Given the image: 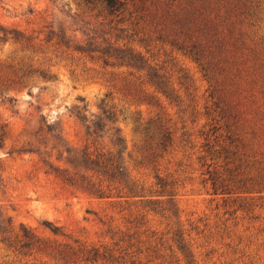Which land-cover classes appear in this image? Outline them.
<instances>
[{"label":"rangeland","instance_id":"rangeland-1","mask_svg":"<svg viewBox=\"0 0 264 264\" xmlns=\"http://www.w3.org/2000/svg\"><path fill=\"white\" fill-rule=\"evenodd\" d=\"M173 1L134 0L141 18L134 38L146 39L148 55L165 65L175 81L180 75L192 78L193 99L182 90L178 105L170 104L162 94L151 93L153 88L144 75L138 79L126 67L106 66L101 60L78 54L68 56L44 41L40 30L41 17L46 14L55 28L72 38L83 39L84 33L103 35L109 19L98 0L89 5L84 0H0V23L33 36L32 46L27 48L0 39V122L10 121L12 127L11 138L0 147V219L12 218L17 226L23 223L49 246L65 249L67 244L75 248L78 244L111 245L130 226L125 222L129 213L135 218L148 211L137 230L147 242L143 247H150L145 252L152 254L148 258L160 257L151 264H176L183 257L173 239L175 233L185 238L195 264H264V193H215L210 175L205 173L207 167L197 158L203 141L198 134L206 122L203 113L211 104L209 85L193 59L158 39L160 35L174 38L170 23L183 2ZM249 44L252 46L250 40ZM139 49L146 52L144 46ZM250 54L244 50L242 55L251 59ZM253 64L251 59L243 65L239 85H224L219 95L234 116L238 113L233 129L242 141L239 153L249 156L254 164H249V175L257 176L264 173V76L254 71ZM30 65L44 68L47 76L34 74L19 81L17 71ZM107 112L112 120L107 119ZM44 117L62 129L69 149L86 145L116 149V136H121L126 171L146 197L128 201L99 198L65 182L51 167H68L69 158L81 174L85 169L77 153L68 154L61 146L59 151L53 150L55 140L50 136L44 139L48 147L41 146V155L20 154L18 147L34 138ZM95 122L101 127H94ZM164 127L174 129L175 139L162 154L159 129ZM158 177L174 182L172 201L168 195H157L161 190ZM147 199L161 203L149 204ZM123 208L126 210L121 212ZM52 224L63 235L53 234L47 227ZM69 255L72 258L67 260L45 252L26 257L0 243V264H110Z\"/></svg>","mask_w":264,"mask_h":264},{"label":"trees","instance_id":"trees-1","mask_svg":"<svg viewBox=\"0 0 264 264\" xmlns=\"http://www.w3.org/2000/svg\"><path fill=\"white\" fill-rule=\"evenodd\" d=\"M98 1L102 4L109 19L104 25L108 31H103V35L84 33L83 39L72 38L67 31L55 28L53 22L50 21V14H46L41 17L43 26L40 30L45 35L44 41L50 43L55 51L66 53L68 56L73 57L78 54L80 57H88L91 60H101L106 66L126 67L130 75L135 77L138 74V79L144 75L146 82L153 88L151 93L162 94L170 101V104L180 102L181 94L179 93L182 90L192 100V78L180 75L175 81L173 75L165 69V65L156 61L153 54L148 55L150 49L147 48L146 39L134 38L141 19L138 16L140 8L136 10L134 0ZM84 2L89 5L96 0H84ZM175 2L176 0L173 1ZM182 2L180 1L178 5L179 13L173 15L170 23L174 38L164 39L160 35L158 39L164 43L168 42L173 48L193 59L198 64L203 79L209 85L207 99L211 104L205 106L203 113L206 122L199 130L198 136L203 141L197 158L203 167H207L205 173L210 175L215 193L219 190L224 194L264 193V173L250 176L249 164L253 166L254 164L250 162L249 156L246 158L245 153L244 156L239 153L238 147L242 141L233 129L238 113L236 112L234 116L219 95L224 85H239L242 67L251 59L254 62L252 65L254 71L259 70L264 76V35L262 34L264 31V0H182ZM129 31H134V33L126 34ZM0 39L21 43L24 45L23 48H27L32 46L30 42L33 41V36L25 31L10 29L0 23ZM142 46L146 52L139 49ZM244 50L250 51L251 59L243 58ZM17 74L21 75H18L21 81V78L31 77L34 74L46 77L48 72L44 68L30 65L26 69H19ZM106 117L109 120L114 118L108 112ZM93 125L97 128L101 127L100 122H95ZM11 130L10 121L0 122V147H3L5 141L11 138L9 135ZM174 132V129L170 127L159 129V134L162 135L159 143L162 154L174 143ZM34 133L33 139L30 137L22 142L18 147V152L41 155V146L45 149L48 147L44 139L50 136L55 140L51 147L53 150L59 151L61 146L68 154L77 153L81 162L80 166L85 169L84 174L77 170L78 165L69 158L66 160L68 167L62 169L51 167L56 175L70 185L99 198H124L128 201L131 198L146 197L139 193L126 171L122 158L125 146L121 136H116L114 143L116 149L109 147L101 150L95 146L92 148V145L69 149L64 142L62 129L45 120V117ZM20 134L23 133L20 132ZM88 135L92 136L90 132ZM183 140L186 144L191 143L189 139ZM46 153L48 154V150ZM209 159L212 160L211 163H208ZM157 184L161 188L157 195H168L169 201H172L174 182L168 181L165 177H158ZM168 186L170 190L167 189ZM139 200L143 203L142 199ZM147 202L149 204L161 203L159 200L152 199H147ZM241 206L246 207L245 204ZM125 210L126 208H123L121 212ZM154 210L151 209V211ZM147 212L144 215L137 214L135 218H132V212L129 213L130 216L125 222L126 226L128 224L130 226L122 231L119 239L111 245L91 247L88 244H78V248H75L74 245L67 244L65 249H60L58 246L51 247L48 241L35 233L32 228L23 223L17 226L12 218L1 217L0 243L26 257L45 252L67 260L72 258L69 254L73 253L80 255L84 261L103 260L110 264H151L160 257L148 258L152 254L145 252H148L150 247H143L147 242L141 239V233L137 230L138 224L145 223ZM47 227L53 234L63 235L57 225L52 224ZM133 228L136 230L131 232ZM173 239L177 242L178 249L183 256L176 260V264H181L182 260L184 264H195L185 238L175 233ZM66 249L71 253H66ZM156 264H164V261Z\"/></svg>","mask_w":264,"mask_h":264}]
</instances>
